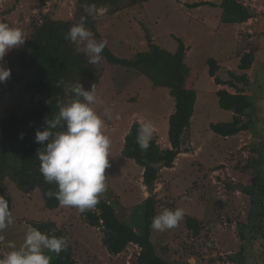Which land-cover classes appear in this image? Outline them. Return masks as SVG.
Masks as SVG:
<instances>
[{"label": "rangeland", "instance_id": "obj_1", "mask_svg": "<svg viewBox=\"0 0 264 264\" xmlns=\"http://www.w3.org/2000/svg\"><path fill=\"white\" fill-rule=\"evenodd\" d=\"M193 1L200 0H152L144 6L122 8L96 16L95 29L89 30L96 40L107 41L106 47L114 56L129 61L135 59L138 51L147 49L149 42L173 52L178 43L176 38H179L186 47L184 64L189 68L186 87H193L197 92L191 127L183 134L182 150L173 167L159 170L153 189L155 216L164 208H182L185 216L176 228L163 232L151 228L150 241L155 251L172 264H264V216L252 218L261 207L255 202L264 205V186L260 181L259 192L254 196L251 193L256 189L253 180L259 176V168L262 169L260 177L264 176V160L258 162V154L254 151L264 141V0H236L248 5L254 13L247 22L240 24L220 23L221 11L216 4L215 7L211 5L220 0H201L210 4L190 8ZM78 6V0H0V22L21 29L28 38L42 13L68 22L70 27L78 24ZM81 46L80 51L84 47ZM19 49L13 48L5 55L2 62L5 67L20 69L15 63ZM248 53L253 55L251 65L246 70L239 69L241 57ZM208 58L218 63L217 75L223 80L230 78L229 72L237 77L245 75V83L238 85L253 102L248 116L243 119L245 122L249 118L252 120L251 128L232 138L224 139L210 130L211 123L232 120L231 111L220 107L216 91L225 89L234 94L235 90L214 83L206 63ZM93 67L99 79L94 84L97 102L92 107L105 121L104 132L112 142L110 167L106 170V197L112 200L122 222L132 225L131 214L133 216L135 207L150 193L142 181L143 168L120 154L123 136L134 121L141 125L151 122L153 138L161 148L169 147L167 119L174 111V100L167 81L143 75L140 79L146 89L152 88L153 79L159 87L153 88V94H148L142 107L130 108L125 102L134 85L128 76L127 86L122 87L124 82L120 79L124 67L109 64L102 57ZM131 77L135 81L132 74ZM9 79L0 83V92ZM1 93L0 114H4L18 103L22 85L16 86L11 94ZM71 98V93L65 94L63 103ZM10 188L4 193L14 196L15 223L2 233L4 240L1 242L5 246L8 241H15L19 246L27 228L32 227L31 223L52 221L68 235L69 243L74 244L77 264H136L140 246L129 243L118 255H106L102 245H98V237H94L97 242L91 237L73 236L75 228L77 234L80 227L89 228L84 213L74 207L65 211L59 205L54 211L61 212L54 214L51 210L45 214L38 209L44 204L41 199L30 201L25 208L23 200L14 194L19 192ZM41 215L45 217L40 218ZM187 217H194L201 223L202 229L197 236L186 226ZM250 226L262 228L250 231ZM90 228L96 235L100 232L98 227ZM2 248L0 246V253H3Z\"/></svg>", "mask_w": 264, "mask_h": 264}, {"label": "trees", "instance_id": "obj_2", "mask_svg": "<svg viewBox=\"0 0 264 264\" xmlns=\"http://www.w3.org/2000/svg\"><path fill=\"white\" fill-rule=\"evenodd\" d=\"M149 1L152 0H78L77 13L80 14V20L82 16H86L84 15L86 13L85 5L95 4L97 8H106V13H114L126 7L144 6ZM205 4L209 5L210 3L201 0L193 1L189 7L196 8ZM215 4L221 11L220 23L222 24H240L247 22L254 15L252 8L236 0H220V2L211 5L215 7ZM95 22L96 17L88 16L85 26L88 29H95ZM69 29L68 22L53 18L48 13H42L40 22H36L33 32L17 51L15 63L19 65L20 69L16 71L10 66L7 67L11 70L10 79L4 90L1 91L2 93L0 92L1 94H11L16 86L22 85V94L18 103L7 109L4 114H0V183L3 184L6 181L9 187H14L20 194L39 193L44 200V204L41 203L40 208L38 207L40 211L53 210L59 206V203L55 198L50 199L45 195L46 192L55 191L56 188L55 185L46 183L39 171L40 161L37 157V150L41 149L42 151L43 148L40 144L35 143V133L37 130H43L47 117L51 119L58 113L57 101L63 102L65 94L70 93L66 85L80 82L86 89L99 79L93 64L89 63V58L83 49L82 51L78 50L82 46L65 39V34ZM176 40L178 43L173 52L156 43L149 42L148 48L138 51L135 59L130 61L114 56L107 47L101 55L109 64L124 67L123 79H120L121 83L124 82L122 87L127 86L128 76H130L134 88L132 87L125 102L130 105V108L138 109L148 94H153V88L159 87V84L153 79L152 88L146 89L140 79L143 75L167 81L170 87L169 94L174 100V111L169 114L167 119L166 139L169 147L161 148L153 138L149 148L146 151L141 150L137 144V134L141 126L138 121H134L123 136L120 154L143 168V183L150 193L135 207L133 216L131 214L133 224L124 223L117 216V208L111 203L112 200L106 197L108 188L96 207L91 211L84 212L87 225L99 228L102 248L105 253L113 256L118 255L125 250L129 243L140 246L141 250L136 258V264H172V261L164 259L155 251L150 241V225L155 216L156 206L155 192L153 191L154 182L159 170L164 167H173L176 156L181 152L183 134L191 127V118L194 114L197 97V92L193 87H186L189 73V68L184 64L186 47L181 39L176 38ZM252 61L253 55L245 54L241 57L238 68L246 70ZM206 63L209 66V75L214 77L215 84L228 85L235 90L234 94L225 89L216 91L220 107L223 110L231 111L232 120L211 123L210 130L224 139L232 138L242 131L249 130L252 120L249 118L245 122L243 119L248 116L253 102L238 85L239 82L245 83V75L237 77L238 75L229 72L230 78L223 80L217 75L218 63L213 58H208ZM131 74L135 77V81ZM61 80L64 84L57 87V81ZM47 100L52 101L51 105L46 103ZM21 134H23V138H21ZM254 151L258 154V162L264 160V141L255 147ZM261 173L262 169L259 168V176L253 180L256 187L255 190H251L253 196L260 190L259 181L264 186V176L260 177ZM244 190L248 189L244 188ZM255 203L261 207H259V212L252 214V218L259 219L264 216V205ZM31 224L32 227H36L42 232L67 239L64 232L59 230L53 222ZM200 224L194 217L186 218V226L192 230L193 235L197 236L200 233L202 229ZM132 226H135L137 231ZM258 228L261 231L262 227L250 226V231L253 229L257 231ZM241 236L245 240L244 235ZM88 243L91 242L88 241ZM68 245L67 250L61 252L59 256L54 253H46L52 256L51 264H77L76 257H74L76 256L75 250L72 248L74 244L72 245L68 241ZM186 264L191 263L187 262Z\"/></svg>", "mask_w": 264, "mask_h": 264}, {"label": "clouds", "instance_id": "obj_3", "mask_svg": "<svg viewBox=\"0 0 264 264\" xmlns=\"http://www.w3.org/2000/svg\"><path fill=\"white\" fill-rule=\"evenodd\" d=\"M84 10L87 15L70 27L65 39L83 45L89 63L95 64L101 59L107 41L96 40L85 25L88 16L95 18L104 15L107 9L92 4L85 5ZM26 39L21 29L0 22V83L6 82L11 75V70L2 63L5 55L13 48L22 47ZM62 84V80L57 81L56 86ZM66 87L72 98L66 103L57 101L58 113L51 119H45L46 126L36 131L34 140L43 148L42 151L37 150L39 171L44 181L56 188L45 195L50 199L55 198L61 207H74L84 213L93 210L107 190L106 170L110 167L112 142L104 132L105 121L92 107L97 102L95 85L87 90L80 82ZM46 103L51 105L52 101L47 100ZM153 135L154 126L151 122L140 126L137 144L141 150L149 148ZM0 191L3 193L2 189ZM184 216L182 208H164L153 217L150 226L153 230L163 232L178 227ZM14 223L9 201L0 195V241L4 240L2 233ZM6 246L9 251L0 257V264H51L52 256L46 253L59 256L69 245L65 237L50 235L30 226L19 246L15 241H8Z\"/></svg>", "mask_w": 264, "mask_h": 264}, {"label": "crops", "instance_id": "obj_4", "mask_svg": "<svg viewBox=\"0 0 264 264\" xmlns=\"http://www.w3.org/2000/svg\"><path fill=\"white\" fill-rule=\"evenodd\" d=\"M131 162V161H130ZM134 162V161H133ZM2 189V192L3 193H1V191H0V195H2V196H4L8 201H9V208H10V210H11V212L13 213V211H14V203H12V201H13V199H14V196H12L13 194H11V193H4L6 190H8V189H10L11 190V188L9 187V185L6 183V181H4L3 182V184H1L0 185V190ZM16 196H17V198L18 199H20V200H23V202H24V204H25V208H28L29 207V205H28V203L30 202V201H32L33 203L35 202V201H38L39 202V200L41 199L42 200V198H41V195H36V194H33V195H29V194H20V193H14ZM40 196V197H39ZM144 196V195H143ZM143 198H145V197H143ZM144 200V199H143ZM142 200V201H143ZM141 202V201H140ZM61 207V206H60ZM62 208H65V211H67L68 209L69 210H72V208H70V207H61V209ZM53 211V213L54 214H57V213H59V212H61L62 210H59V211H54V209L52 210ZM41 212H44L45 214H47V212H51V210H44V211H41ZM41 212L39 213V214H41ZM44 215H41V216H39L40 218L41 217H43ZM24 217V216H23ZM22 217V218H23ZM45 217V216H44ZM22 218H20V219H22ZM19 219V220H20ZM52 222V221H51ZM93 234L95 235V236H93ZM73 236L74 237H91V240H92V238L93 239H95L97 242H98V240H99V242H98V245L100 244V246L102 245V243H101V235H100V232H98V234L96 235L95 234V231H93V228H88V227H80V230L78 231V234H77V232H76V228H75V230H74V233H73ZM66 237H67V240H69V237H68V235L66 234ZM94 237H98V240L96 239V238H94ZM89 242H91V241H89ZM0 246L1 247H3L2 248V251H3V253H0V257H2V256H4V255H6L7 254V252L9 251V249L4 245V243L3 242H1L0 241ZM102 247V246H101ZM107 254V253H106ZM109 254V253H108ZM107 254V255H108Z\"/></svg>", "mask_w": 264, "mask_h": 264}]
</instances>
